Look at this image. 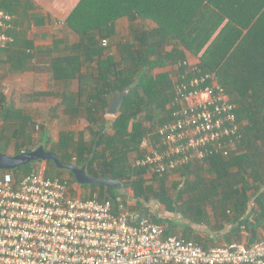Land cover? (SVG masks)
<instances>
[{
	"label": "trees",
	"instance_id": "1",
	"mask_svg": "<svg viewBox=\"0 0 264 264\" xmlns=\"http://www.w3.org/2000/svg\"><path fill=\"white\" fill-rule=\"evenodd\" d=\"M122 18L128 22L130 35L128 42L118 45L117 60L111 48L101 44L113 38L116 21ZM149 21L152 26H146ZM220 24L228 25L227 29L241 39L235 42L234 37L223 48H213L210 58L199 59V64L203 70L216 73L220 85L237 105L235 116L241 141L227 159L209 158L176 170L173 173L180 180L169 187L168 175H151L134 164L142 155L139 146L157 126L171 120L167 106L173 96V81L169 74L177 72L187 52L197 55ZM65 25L75 41L65 42L69 45L67 51L50 59L54 91L44 96L53 99L51 120L65 111L69 119L80 116L85 126L75 135L60 130L54 146L49 139L35 144L31 138L34 122L28 117L23 120L21 111L13 106L5 108L1 100L0 114L7 113L1 116L16 118L8 136L1 135L3 130L0 133V142L6 138L13 141L12 155L43 146L55 152L63 164L85 165L93 177L119 181L132 191L134 209L163 226L165 237L176 236L175 224L171 218L159 215V206L193 224L208 223L211 216L223 218L234 212V226L256 230L260 224L264 228V0H80ZM25 44L24 51H2L9 57L13 72L22 71L30 57L26 49L31 41ZM228 49H232L230 53ZM85 80L90 81L87 86L71 90L74 82ZM128 88L120 114L107 119L105 108L111 95ZM0 153L7 154L1 149ZM40 163L0 173L8 172L18 180L37 170ZM45 165L48 169L44 175L50 179L68 175V189L73 195L99 202L109 200L115 212L123 204L122 193L105 186H80L69 171L57 169L50 161ZM251 218L257 222L253 224ZM238 228L231 233H237ZM181 237L209 247L191 236ZM253 241L255 237L250 240Z\"/></svg>",
	"mask_w": 264,
	"mask_h": 264
},
{
	"label": "built area",
	"instance_id": "2",
	"mask_svg": "<svg viewBox=\"0 0 264 264\" xmlns=\"http://www.w3.org/2000/svg\"><path fill=\"white\" fill-rule=\"evenodd\" d=\"M12 22L0 6V52L12 43ZM177 68L169 74L171 120L144 137L134 162L159 177L209 158L227 159L241 141L237 105L216 73L187 57ZM130 202L115 212L109 200L75 196L66 179L46 177L41 166L18 180L0 173V264H264V237L205 248L165 237L163 226Z\"/></svg>",
	"mask_w": 264,
	"mask_h": 264
},
{
	"label": "crops",
	"instance_id": "3",
	"mask_svg": "<svg viewBox=\"0 0 264 264\" xmlns=\"http://www.w3.org/2000/svg\"><path fill=\"white\" fill-rule=\"evenodd\" d=\"M79 1L80 0H0V4L6 6L8 11L10 9V12L8 14H10L13 18L12 29L9 31V35L12 38V43L7 48L8 52H10L11 49L13 51V48L17 49L18 51H24V49L27 47L25 42L31 41V46L28 47V49H26V52L27 53L29 52L30 57L26 58L22 71L13 72L12 69H10L12 65H11V61H9V57H7L2 51L0 52V60L1 58L4 59L1 60L0 63L5 64L8 67L7 69L8 73L10 75L11 74L21 75V78L19 79L20 86L25 81L23 80V78L29 80L32 77L30 72L33 71H31V69L29 68L34 66L32 65L28 66V64H31V60L33 56H35V58L41 61V62L39 61L41 65L43 63L45 64V66L49 68L50 59L54 56L65 53L68 49L69 46L68 44L70 42L72 44V42L75 41L74 34L66 27L65 24H66V19L68 18V16L73 11V9L75 8V6L78 4ZM65 42H68V44H66ZM204 47L207 48V46ZM204 47L200 52H198L197 55L187 52L189 54H187L186 57L192 61L199 62ZM44 58H48V61L45 62ZM1 83H2V79L0 81V101L3 100L2 104L5 105V108L11 109V105L6 102V98L10 97V96L8 97L9 85L8 84L5 85V90H4V88L1 86ZM30 89H31L30 92H23L19 90V95L17 97L19 98L27 97L31 102L28 104L29 109L32 113H35V111L39 109L36 108L37 107L36 105H38V103L35 104V102L37 101V99H35L36 96H44V93H48L49 91H44V89L42 88L39 89L37 87L33 89L32 87H30ZM11 97L12 99H15L13 98V96ZM52 100H53L52 98L49 100L50 101L48 106L49 110ZM14 101L15 100H13V102ZM39 102L41 101L39 100ZM32 105L35 108H30V106ZM14 109L21 111L23 120L24 117H28L29 119H31L32 122H34L31 116L29 114H25L22 109L21 110L19 109L18 106L15 107ZM3 114L4 116H7L6 111H3L0 114V124L9 125V126L13 125V122L16 121V118L12 120L8 117L1 116ZM4 122L7 124H5ZM1 130L2 129L0 127V133ZM7 154L10 155V153ZM204 173L205 172L203 171L202 175ZM207 177L208 176H206V179ZM125 193L127 192H124V194ZM132 198L133 195L130 198L131 199L130 203L134 204L135 202L132 201L133 200ZM256 208L257 207H255V209ZM206 210H207V214L211 216L212 210H210L209 206L206 207ZM157 211L160 212L159 215H161L162 218H167L168 220L169 218H171L170 220L175 224L174 232L176 236H182V235L191 236L192 239L199 241L204 246H214L221 243L233 242V241H243L247 243H252L250 242L251 238L255 237L257 241L264 237V228H262L260 224L257 225L256 230H248L244 226H241L239 228L234 226L231 223L234 217V212H230L226 214V216H224L223 218L217 216H211L209 217L208 223L200 221L201 223L199 224H193L188 220H186L185 218H183V216H181L180 214L177 213L169 214V212L164 207H160V206L157 207ZM250 220L253 224L257 222L256 218L255 219L251 218ZM168 224H165L164 226L166 227L168 226ZM186 227H188L189 229L185 230ZM235 228H238L237 233L234 234L231 233V230Z\"/></svg>",
	"mask_w": 264,
	"mask_h": 264
},
{
	"label": "rangeland",
	"instance_id": "4",
	"mask_svg": "<svg viewBox=\"0 0 264 264\" xmlns=\"http://www.w3.org/2000/svg\"><path fill=\"white\" fill-rule=\"evenodd\" d=\"M146 26L150 25L152 26L153 23H151V21L149 22H145ZM228 25L225 24H220L219 26L216 27V29L214 31V33L211 32V38H209V42L207 43V48L204 47L203 53L201 55V60H205V59H209L210 58V50H212L213 48L215 49H221L223 48L226 44H228V42L235 37V42H237V40L241 37H238L236 35V33H231L230 29H227ZM129 29H128V22L126 19L122 18V19H118L116 21V34L113 36L112 39L107 40V46H109L111 48V54L112 56L115 57V59H119V51H118V45L120 44H125L126 42H128L129 40ZM242 35V33H241ZM239 39V40H240ZM228 40V41H227ZM239 43V41H238ZM218 46V47H217ZM43 47V46H42ZM232 49H228L227 52H231ZM189 53H186V56ZM1 60H4L3 58H1ZM0 60V62H1ZM40 60L35 58V56L32 57L31 60V64H28V66L32 65L34 67H31L29 69H31L30 74L32 75L31 79L27 80L26 78H23L24 83L20 86V78L21 75H10L7 71L8 67L5 64H1L0 63V81L2 79V83L1 86L4 88L5 90V85H9V91H8V97L6 98V102L8 104H10L11 106L15 107H19V109L23 110V112L25 114H29L32 118V120L34 121L35 126H33L31 128V138L33 139L34 143L36 144L39 141L42 140H46L49 139L50 144H53V146L56 144L57 139H58V132L60 130H67V131H71L73 132V134L75 135V133L79 132L80 130H82L85 126V121L79 116L76 119H69L67 116V112L63 111L60 115V117L58 118V120H51L50 119V115H49V103H50V99L51 97H45V96H36L35 99H37V101L35 102V104L38 103V105H36V108H39L38 110L35 111V113H32L29 109L28 104L31 103L29 101V99L27 97L24 98H19L17 97L19 95V90L23 91V92H30L31 89L30 87L35 88H39V89H44V91H49V92H53L54 91V82L51 76V73L49 71V68L47 66H45V64L42 63V65L39 62ZM44 61L47 62L48 58H44ZM207 62V61H206ZM26 69V68H25ZM166 70L167 73L169 72V69H163ZM160 70H156L155 72H159ZM34 78V79H33ZM16 79V80H15ZM18 81V82H17ZM90 83V81H82V82H74L71 86V90H73L74 92H76V90H78L79 86H87ZM13 89V90H12ZM22 92V93H23ZM15 99H12V97ZM13 100H15L13 102ZM39 100L41 102H39ZM17 102V103H15ZM6 103V104H7ZM30 108H35L33 105L30 106ZM29 116V117H30ZM106 118H108L109 120L114 119V117H110L107 116ZM31 120V119H30ZM2 126V124H0V127ZM6 126H8L6 128ZM42 126V127H41ZM2 128V127H1ZM3 132L1 135H4L5 137L8 136L6 135V133L8 132L9 134V125H4L3 126ZM86 139L89 138L88 134L85 133ZM11 138L9 139H4L2 142H0V149L3 151H6L7 153H10V155H12V150H13V141L11 140ZM2 143V144H1ZM40 166L44 168V172H45V168H47V165H45V162L40 163ZM203 176H205V174H203ZM63 179H66L67 181L69 180L68 175L66 174L65 176H62ZM180 180L179 176L176 175V173H172L169 174V187H171L173 185V183L178 182ZM77 188H74V190ZM78 192H81L80 189H77ZM72 194V193H71ZM132 192L127 190V193L124 194V198L123 201H125V203L127 201H130V198L132 197ZM133 207V205L131 206Z\"/></svg>",
	"mask_w": 264,
	"mask_h": 264
},
{
	"label": "water",
	"instance_id": "5",
	"mask_svg": "<svg viewBox=\"0 0 264 264\" xmlns=\"http://www.w3.org/2000/svg\"><path fill=\"white\" fill-rule=\"evenodd\" d=\"M129 91L130 88L121 93H113L108 106L105 108V115L117 117L120 114L123 100ZM35 161H50L57 169L69 171L80 186L98 185L105 186L110 190H116L119 193L125 192L123 185L119 181L93 177L87 173L85 165L78 167L73 163L63 164L55 152L46 151L43 146H39L29 152H21L17 155L0 153V171H12Z\"/></svg>",
	"mask_w": 264,
	"mask_h": 264
},
{
	"label": "clouds",
	"instance_id": "6",
	"mask_svg": "<svg viewBox=\"0 0 264 264\" xmlns=\"http://www.w3.org/2000/svg\"><path fill=\"white\" fill-rule=\"evenodd\" d=\"M114 118H116V117H114Z\"/></svg>",
	"mask_w": 264,
	"mask_h": 264
},
{
	"label": "flooded vegetation",
	"instance_id": "7",
	"mask_svg": "<svg viewBox=\"0 0 264 264\" xmlns=\"http://www.w3.org/2000/svg\"><path fill=\"white\" fill-rule=\"evenodd\" d=\"M124 187V186H123Z\"/></svg>",
	"mask_w": 264,
	"mask_h": 264
}]
</instances>
